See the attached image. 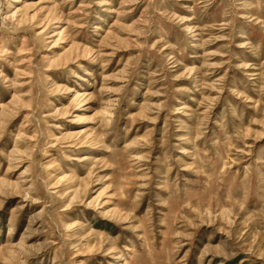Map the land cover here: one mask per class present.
<instances>
[{
	"label": "rangeland",
	"instance_id": "rangeland-1",
	"mask_svg": "<svg viewBox=\"0 0 264 264\" xmlns=\"http://www.w3.org/2000/svg\"><path fill=\"white\" fill-rule=\"evenodd\" d=\"M0 264H264V0H0Z\"/></svg>",
	"mask_w": 264,
	"mask_h": 264
}]
</instances>
